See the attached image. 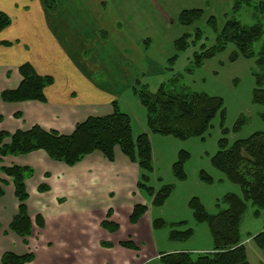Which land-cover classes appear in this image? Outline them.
Segmentation results:
<instances>
[{"label":"rangeland","instance_id":"rangeland-1","mask_svg":"<svg viewBox=\"0 0 264 264\" xmlns=\"http://www.w3.org/2000/svg\"><path fill=\"white\" fill-rule=\"evenodd\" d=\"M76 1L83 4L87 14L76 12L74 4L67 2L66 8L72 14L65 20L60 37L79 54L81 50L78 44H72L71 37L78 40L76 31L80 29L83 41L90 45L82 53L97 57L98 61L109 60L107 73L90 64L84 79L91 74L90 79L103 89L111 92L113 88L117 107L129 116L132 137L135 139L143 132L148 136L151 169L145 171L138 161L132 160L126 166L124 161L129 158L122 154L118 144L113 147L111 160L94 149L73 164L49 157L43 161L36 158L37 153H0V178L6 175L1 169L3 166L26 161L32 165L25 175L28 197L24 203L32 219L27 234L12 231L9 221L18 214L19 201L7 182L0 180L4 191L0 194V255L14 250L31 251L33 257L26 264H162L161 252L187 249L196 256L212 250L214 243L209 224L196 219L191 202L197 199L207 213L214 214L227 206L223 201L226 194L235 193L243 198L240 185L217 168L212 157L221 138H226L227 145H231L236 139L264 131V101L254 98L258 77L260 86L264 87V60L259 61L264 32L253 42L252 55L242 54L229 43L197 65L193 57L194 52L200 50V44L203 42L209 47L216 41V32L207 22L208 18L213 15L220 29L232 14V0H106L107 5L102 9L94 4L100 0ZM260 2L263 3L261 12ZM192 7L203 10L201 18L192 25H181L179 12ZM234 15L244 24L260 21L264 25V0H252L251 5L242 6ZM98 25L103 29L94 31ZM196 27L201 29L202 39L177 51L174 40L184 32L193 37ZM122 45L129 58L125 62L120 61ZM9 48L1 51L6 59L8 56L3 54ZM16 53L20 55V50ZM174 54L177 58L169 64L168 58ZM45 65V69H39L57 75L49 63ZM169 66L171 69H166ZM173 74H180V81L190 91L222 99L224 114L218 110L201 134L180 137L153 131L147 124L146 110L132 88L134 80L138 78L154 91ZM20 79L18 65H0V132L28 129L39 117L53 113L52 106H58L34 99L4 100L3 90L16 88ZM69 79L73 76L69 75ZM60 87L61 90L68 88L67 85ZM71 88L72 97L79 93L76 85ZM65 106L62 112L57 107L56 114H51V122L45 125L50 128L44 129L62 127V132L72 131L79 116L74 114L72 105ZM108 107V113L112 112V106ZM94 109L92 107V112ZM98 109V115L108 110L105 106ZM70 123L72 126L68 127ZM3 137L4 143L9 141L7 135ZM39 160L41 164L36 167ZM45 171L51 175L43 173ZM109 186L112 189L108 190ZM159 196L161 201H155ZM245 203L239 235L246 258L249 264H264L263 251L253 238L264 227V209L255 207L249 200ZM37 215L43 217L41 225L35 221ZM104 219L116 223L117 227H103ZM123 241H132L133 245H123Z\"/></svg>","mask_w":264,"mask_h":264},{"label":"trees","instance_id":"trees-1","mask_svg":"<svg viewBox=\"0 0 264 264\" xmlns=\"http://www.w3.org/2000/svg\"><path fill=\"white\" fill-rule=\"evenodd\" d=\"M251 3L252 0H232V14L226 18L220 29L213 15L208 18L207 22L216 32V41L209 47L203 42L200 44V50L194 52L195 64H200L204 58L224 49L229 43H233L244 55L253 54L251 46L263 35L264 25L260 21L244 24L234 15L242 6ZM43 5L47 10L55 11L59 2L43 0ZM259 9L260 12L263 9L262 2L259 4ZM202 14L201 8H184L178 14V22L189 26L200 19ZM10 23V16L0 10V30ZM102 32L104 33V30ZM190 36L189 32H184L176 38L173 43L175 49L185 50L190 43L200 41L203 33L196 27L193 37ZM0 43L4 46L12 44L8 40H1ZM260 55L259 61L263 62L264 47ZM176 58L177 54L172 55L168 58V63L172 64ZM18 72L21 76L20 82L16 88L3 90V99L8 101L34 99L44 102L46 100L44 88L53 83V76L38 73L29 61L20 63ZM180 79V74H173L166 83H160L156 90L151 91L136 78L132 88L146 110L147 124L153 131L172 133L180 137L201 134L208 128L218 110L224 114L222 99L203 92L190 91ZM260 83L258 77L254 88L256 101H264V87H261ZM110 105L112 112L104 115H89L82 121L76 122L70 133H61L57 129L46 130L37 123L25 130L17 129L13 133L1 131L0 153H27L34 149H43L51 158L73 164L94 149H99L111 160L113 147L118 144L130 160L138 161L143 170L149 171L151 148L147 134L140 133L134 139L128 114L119 110L116 99L112 100ZM6 135L9 141L4 143L3 136ZM212 163L229 179L240 185L243 198L235 193L226 194L223 201L227 206L214 214L207 213L202 204L194 199L191 202L194 215L197 220L208 222L213 248L210 251L199 252L196 256H193L189 250L161 252L159 260L162 264H249L239 235V224L246 208L245 200H249L257 208L264 209V131H255L245 138L236 139L231 145H227L226 138H221L219 148L212 157ZM1 169L12 179L14 195L19 201L18 214L10 222V227L17 234H27L31 230L32 219L24 203L28 197L25 175L31 169L20 165L3 166ZM143 177L146 178L145 175ZM168 188L164 193L169 190ZM2 193L3 189L0 187V194ZM155 201L160 202L161 196L155 198ZM35 221L41 225L43 218L37 215ZM101 223L103 227L110 229L117 227L116 223H109L106 219ZM188 233L189 231L185 235ZM253 238L264 254V227ZM122 244L133 245L132 241H123ZM32 257V252L16 254L7 251L1 256V263L23 264Z\"/></svg>","mask_w":264,"mask_h":264},{"label":"crops","instance_id":"crops-1","mask_svg":"<svg viewBox=\"0 0 264 264\" xmlns=\"http://www.w3.org/2000/svg\"><path fill=\"white\" fill-rule=\"evenodd\" d=\"M58 2H59L58 8L55 11H49L44 7L43 0H0V10L7 13L11 18L10 25L0 30V41L8 40V41L13 42L12 43L13 45L11 46L9 45L10 47L9 51L3 54L5 56H8L7 59L1 55V51L4 48L6 49L7 46H4L0 43V65H4V66L5 65L11 66V64L19 65L20 63L24 61H29L34 66V68L39 71V72L37 71L38 73L41 72V74H45L46 72L44 70H40L39 67H42L43 69H45V66H46L45 63L47 64L49 63L52 66V68H54L57 71V75H52L50 73L53 76L54 80H53V83H51L50 85L44 88V95H45L46 100L43 103L44 104L49 103V102L56 103V105H58L57 107H60L61 112L64 109H66L65 105L67 106L72 105V110L74 111V114L77 113V115L79 116L74 121V125H75L76 122L82 121L89 115H94V114L98 115L97 112H100L98 111L100 110L98 109L99 107H102V106L107 107L108 110L107 109H104V110H107V112L105 113H108L109 112L108 106L110 105V102L114 100L116 95H114V92L112 91L113 89L112 87H111V92H109L103 89V87H100L99 85H97V83L94 82V80L90 79L91 74H89L90 75L89 78L86 77V79H84L85 77L84 74H86L87 72L86 68L87 66L91 67L90 64H93L94 65L93 67L95 68L106 70V73H107L108 70L110 69L109 68L110 63H109V60L106 62H103L100 60L101 61L100 62L98 61L97 57H94V56L87 57L84 55V53H82V51L86 50V47L89 48L90 45L88 46L86 41L85 42L83 41L82 34H79L81 30L77 29L76 31V35L79 37L78 40L70 36L72 39L71 40L72 44H78V48H80L81 50L79 54L75 53L73 48L71 47L69 48L70 45L68 46V43H65L60 37L62 35L61 29L64 28L65 26V22H66L65 20H68L69 16L72 14L66 8V3L69 2V3L74 4V8L76 12H82V14L86 15L87 13L84 10L83 4L76 0H65V1L58 0ZM94 4L97 5V7L99 6L100 9H102L103 6L107 5V2L106 0H100L98 2H94ZM78 14L79 13H77L76 15ZM100 29H103V28L98 25L97 27H95L94 31L100 30ZM95 37L97 36H95L94 34V38ZM105 37L106 38L108 37L107 32L105 33ZM16 46L18 47L17 51H16ZM123 46L124 45H122L121 51H120V56H121L120 61L125 62L129 60V58L127 57L128 56L127 51L125 52V48ZM19 50H20V55L18 53V56H17L16 52H19ZM122 57H126L127 59L124 60ZM39 60H40V63H38ZM65 68L66 70L69 69V71L66 72L65 70H63ZM69 75L73 76L72 80L69 79ZM61 85H67L68 87L66 88L67 90H61V87H60ZM73 85H76V87L79 89L78 91L79 93L72 97L70 95L71 94L70 89H72L71 87H73ZM54 86H57V90H54ZM52 107L54 108L50 110L51 112H53L51 114L55 115L58 109L55 106H52ZM92 107L95 108L94 109L95 111L93 112H96V113L92 112ZM81 109L84 112L81 111ZM47 111L49 112L48 109ZM105 113H100V114H105ZM51 114L46 113L42 117H39L38 118L39 121H35V123L41 125L42 127H45V125L51 122L50 120ZM69 126H72V124L70 123L68 127ZM45 128H50V126H47ZM57 130L61 133H65L61 131L63 130L62 127H60V129L58 127ZM27 153L31 155L37 153L38 155L36 156V158L41 159L43 161L46 160V157L51 158L47 154V152L43 149H34ZM41 160L35 163L36 167H39V165L41 164ZM52 160H55V159H52ZM57 161L60 162L61 160H57ZM109 162L110 161H105L104 163L110 164ZM128 162H130V159L125 160L124 164L128 166L129 165ZM12 164H17L20 166H27L29 168L30 166L32 167V165L29 166L31 162H27V161L23 164H20V163H12ZM44 168H47V167H44ZM44 168H42L43 171L45 170ZM105 171L107 170H104L103 172ZM43 173L48 174V176L51 175V172L49 171H45ZM89 176L94 177L91 175ZM2 179L5 180L7 182L8 187L12 191H14V187L12 186L13 185L12 179H10L8 175H4L3 177L0 178V180ZM49 183H46V184L49 185ZM25 185L27 189L28 187L26 184V180H25ZM109 189H112V186H109L108 190ZM28 213L31 214L29 211ZM175 250H180V249H173L170 251H175ZM14 253L25 254L27 253V251L18 252L14 250ZM0 260H1V257H0ZM27 262H31V260ZM27 262L23 264H26Z\"/></svg>","mask_w":264,"mask_h":264}]
</instances>
